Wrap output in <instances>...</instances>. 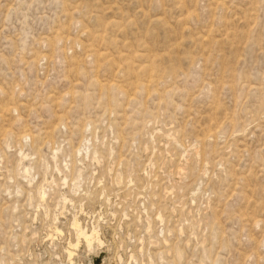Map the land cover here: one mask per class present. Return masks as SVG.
<instances>
[{"label":"rangeland","instance_id":"1","mask_svg":"<svg viewBox=\"0 0 264 264\" xmlns=\"http://www.w3.org/2000/svg\"><path fill=\"white\" fill-rule=\"evenodd\" d=\"M0 264H264V0H0Z\"/></svg>","mask_w":264,"mask_h":264},{"label":"bare ground","instance_id":"2","mask_svg":"<svg viewBox=\"0 0 264 264\" xmlns=\"http://www.w3.org/2000/svg\"><path fill=\"white\" fill-rule=\"evenodd\" d=\"M84 49V48H83ZM91 52V51H90ZM93 53V52H92ZM24 172H27V168H24ZM72 226L75 229L76 235L77 237H82V239H84V241L86 242L87 245H90L91 242L95 239V235L92 232L88 233L87 230L81 228V226H79L78 221L76 219L73 220L72 222ZM94 238V239H93ZM98 238V237H97ZM97 240V239H96ZM95 240V241H96ZM68 254V253H67ZM70 255V254H69Z\"/></svg>","mask_w":264,"mask_h":264}]
</instances>
